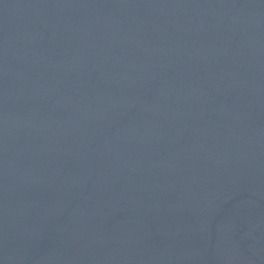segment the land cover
<instances>
[{
	"label": "water",
	"instance_id": "water-1",
	"mask_svg": "<svg viewBox=\"0 0 264 264\" xmlns=\"http://www.w3.org/2000/svg\"><path fill=\"white\" fill-rule=\"evenodd\" d=\"M0 264H264V0H0Z\"/></svg>",
	"mask_w": 264,
	"mask_h": 264
}]
</instances>
